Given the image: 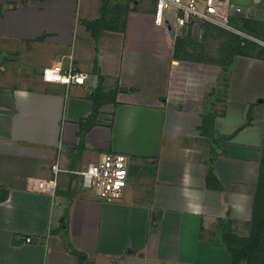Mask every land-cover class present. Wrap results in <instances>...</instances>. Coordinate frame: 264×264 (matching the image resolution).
I'll return each instance as SVG.
<instances>
[{"label": "crops", "instance_id": "0c3cea01", "mask_svg": "<svg viewBox=\"0 0 264 264\" xmlns=\"http://www.w3.org/2000/svg\"><path fill=\"white\" fill-rule=\"evenodd\" d=\"M140 1L102 28L110 0H0V264L231 263L223 232L230 220L251 222L264 146V48L213 25L171 37L152 3ZM231 1L243 8L231 24L264 39V0ZM175 36L183 40L178 56ZM204 36L215 47L205 57L214 64L206 91L204 71L196 72ZM182 58L196 72L185 97L192 101L180 102L186 108L174 106ZM70 61L90 74L85 84L42 80L44 66ZM249 82L262 92L248 91ZM196 89L217 92L221 114L192 108ZM231 111L244 114L232 126ZM107 152L128 159L126 187L113 202L69 172ZM53 163L63 170L54 195L28 192V177L49 178ZM209 171L216 188L207 186Z\"/></svg>", "mask_w": 264, "mask_h": 264}, {"label": "built area", "instance_id": "2783aa9c", "mask_svg": "<svg viewBox=\"0 0 264 264\" xmlns=\"http://www.w3.org/2000/svg\"><path fill=\"white\" fill-rule=\"evenodd\" d=\"M152 5L155 21L161 22L165 29L169 25L175 34H179L186 27L209 24L264 48V39L231 24V17L234 13L243 11L242 7L235 5L231 0H153ZM41 77L44 82L69 86L83 85L91 76L88 72L76 68L70 61L66 67L59 62L44 66ZM127 165L128 159L124 154L107 152L97 161L89 163L84 169L69 170V172L79 175L82 188L93 192L101 201L113 202L121 198L126 187ZM62 171L57 163H53L51 165L52 175L49 178L28 177L26 190L30 193L54 195L58 175ZM29 240L26 238L27 242Z\"/></svg>", "mask_w": 264, "mask_h": 264}, {"label": "trees", "instance_id": "16d2710c", "mask_svg": "<svg viewBox=\"0 0 264 264\" xmlns=\"http://www.w3.org/2000/svg\"><path fill=\"white\" fill-rule=\"evenodd\" d=\"M136 0H129L127 3L123 4L120 1H117L118 4H113V6L109 8L103 7L101 12V17L97 24H100V27L104 28V22L108 20V16L111 13H116L118 15L121 12H127L131 6L130 3H133ZM153 4V0L149 1ZM123 4V5H121ZM107 25L105 24V27ZM209 26V24L203 25V28ZM182 38L175 36L174 37V52L175 56L180 55L182 50ZM257 46L256 44H251ZM249 44V46L251 47ZM254 48V47H251ZM239 51V50H238ZM237 51V52H238ZM93 66L96 68L97 60L94 59ZM96 70V69H95ZM99 105L95 104L93 107V112L89 119H94L96 116V112ZM251 117L250 114L247 116V121H250ZM89 124L88 120H84L80 122V125H87ZM203 131L210 132V128L212 126V120L210 116H206L203 120ZM84 128L81 129L79 134L82 137V133ZM261 154L260 162H259V172H258V180L255 187L254 193V202H253V209H252V216H251V223H250V234L247 238H241L234 234L229 233L227 229L223 232V239L225 244H227V248L231 255V263L230 264H238L239 261L244 260L246 264H264V157ZM215 180L211 171L207 174V186L208 187H218L219 184H212L211 181ZM66 234V233H65ZM65 236V237H64ZM65 241L66 235H63ZM77 254V252H76Z\"/></svg>", "mask_w": 264, "mask_h": 264}, {"label": "rangeland", "instance_id": "374dc122", "mask_svg": "<svg viewBox=\"0 0 264 264\" xmlns=\"http://www.w3.org/2000/svg\"><path fill=\"white\" fill-rule=\"evenodd\" d=\"M85 1L89 2V0H79V5H81V2H85ZM90 1L93 3V0H90ZM101 1H108V0H98L99 4H100ZM110 1H112V3H114V4H118L119 5L121 2L123 4H125L129 0H120V3L117 2L118 0H110ZM134 2L138 3L139 1L138 2L134 1ZM144 2L150 3L148 0H144ZM140 3H141V1L138 4L140 5ZM123 4H121V5H123ZM100 14H101V12H100ZM88 16H91V17L95 16L94 8L92 9V14L88 15ZM80 17L81 16H78L77 18H80ZM75 41H76V35L74 36V44H75ZM196 44L200 47V49L202 51L200 53L201 54L200 57L197 58V60H199V61H201L202 63L205 64V65H199V66H202L204 69H200V70L197 69L196 70L197 73H200V72L204 71L203 72L204 77L203 76L201 77V78L204 79V81L202 80L203 83L201 82L199 84L200 85L199 87L203 86L205 88V91H206V89L208 90V88L210 86V83H209L210 80L213 81V78H214V76L212 75V71H213L212 68H208V67H212L214 64H211V63H213L212 61H207L205 57H213L212 55H214L213 53L215 51V47H214L212 42H208V43L206 42L205 36L203 37V39L199 43H196ZM246 44L249 45L250 43H246ZM255 47L258 50H261V48H259V46L258 47L255 46ZM205 48H207V50H205ZM179 60H181V62H179V66H175V70L178 71V73H181V75H180L181 79H180L179 82L178 81L174 82V84H176V87L174 89H175L177 95L179 94V97L183 98V99H180V98L175 99L179 104H175L174 106H178L179 108H182V107L186 108V107H189V105L187 103H185V104L182 103L183 105H181L180 102L184 101V100L185 101H192V100H190V98L185 99V97L191 95V94L188 93L190 91V89L188 87V86H190V82L189 81L191 80L190 77L194 76V74H196V72H195V70H192L193 68H191L189 66L190 64L182 63V61L190 62L191 60H188V59H185V58H182V59H179ZM208 64H210V65H208ZM191 66H192V64H191ZM189 68H191V69L189 70ZM238 71H242V70L237 69V73H238ZM182 72H184L185 74L182 75ZM240 75H241V73L239 72L238 73V77H240ZM254 75L255 76H253V78L256 77V73ZM180 76H176V78L178 79ZM256 79H257V77H256ZM213 83H214V81H213ZM223 83H224V81H223ZM223 83H222V85H223ZM216 86H218V84ZM247 88H248V91H252V89H253L252 93L253 92H262L261 88H255V87L252 88V84L250 82L247 83ZM205 91L203 89H200V90L196 89V91H194L197 94V96L200 97V100L199 99L196 100V98H194V96H192L191 98L195 99L194 100L195 104H191V107L194 108V109L201 110V113L207 112V114L210 115V116H214L213 114H215V112H216V114L217 113L221 114V112L223 111L224 105H222L220 102H217V101H215L213 99L216 96L215 94H217V92L216 93H213V92L207 93ZM220 91H222V90H220ZM218 94H219V96H222L223 92L222 93L218 92ZM256 94H259V93H255V94H253V96L256 95ZM223 96H224V94H223ZM202 97H203V100H202ZM209 100H212L213 103L209 104L208 103V102H210ZM259 100L257 102H260ZM198 102H201V104L198 105ZM228 108L232 109V104ZM240 118L241 117H239V115L236 112L232 113V111H231L230 115H229V117L227 119L228 120V124H230L232 126V125H234L235 122H239ZM242 118H244V114H243ZM257 133H258V128H254L253 130H251V134L253 136L257 135ZM262 154H263L262 157H264V146H263ZM226 228L229 230V233L234 234V235H236L238 237H241V238H247L249 236L250 230H251L250 224H248V225H246L245 223H242V224L239 223L238 224L237 222L232 221V220L228 221V224L226 225ZM238 264H246V262L244 260H241V261H239Z\"/></svg>", "mask_w": 264, "mask_h": 264}, {"label": "water", "instance_id": "95a60500", "mask_svg": "<svg viewBox=\"0 0 264 264\" xmlns=\"http://www.w3.org/2000/svg\"><path fill=\"white\" fill-rule=\"evenodd\" d=\"M166 30L168 31L169 35L172 37L174 36V31L171 30V27L169 25H167L166 27ZM94 81L96 82L97 81V77L94 78ZM95 82L93 84V86H95ZM214 137L217 138L218 137V134L217 133H214Z\"/></svg>", "mask_w": 264, "mask_h": 264}]
</instances>
